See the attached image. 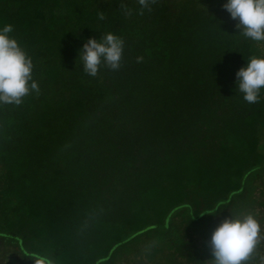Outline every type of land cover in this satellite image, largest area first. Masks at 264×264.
<instances>
[{"label":"trees","instance_id":"trees-1","mask_svg":"<svg viewBox=\"0 0 264 264\" xmlns=\"http://www.w3.org/2000/svg\"><path fill=\"white\" fill-rule=\"evenodd\" d=\"M227 2L0 0L41 89L0 104V264H212L225 219L264 234V88L237 90L264 41ZM109 32L121 67L92 77L80 50Z\"/></svg>","mask_w":264,"mask_h":264},{"label":"clouds","instance_id":"clouds-1","mask_svg":"<svg viewBox=\"0 0 264 264\" xmlns=\"http://www.w3.org/2000/svg\"><path fill=\"white\" fill-rule=\"evenodd\" d=\"M138 2L142 14L144 9L151 11V5L157 0ZM120 8L130 14L131 10L125 4L121 3ZM224 8L233 19L238 18L236 27L241 29L240 34L253 41H264V0H228ZM99 19L104 20L105 15L101 13ZM13 30L11 24L0 29V104L19 106L24 97L39 93L41 89L33 78L32 58L18 44L17 39L9 35ZM124 43L121 37L111 32L103 35L100 40L89 39L79 53L84 72L96 77L102 64L113 71L119 70ZM142 59L138 57L137 62ZM237 77V90L244 94L243 99L247 103H257L260 90L264 88V58L252 57L247 66L237 72ZM206 213L211 214L203 212L200 215ZM262 242L264 234L254 214L225 219L212 235V264H255L259 256L257 249ZM259 259L264 264V256H259Z\"/></svg>","mask_w":264,"mask_h":264}]
</instances>
